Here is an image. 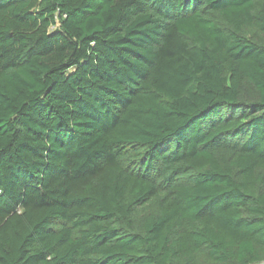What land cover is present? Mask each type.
Wrapping results in <instances>:
<instances>
[{
	"label": "trees",
	"instance_id": "obj_1",
	"mask_svg": "<svg viewBox=\"0 0 264 264\" xmlns=\"http://www.w3.org/2000/svg\"><path fill=\"white\" fill-rule=\"evenodd\" d=\"M264 261V0H0V264Z\"/></svg>",
	"mask_w": 264,
	"mask_h": 264
},
{
	"label": "water",
	"instance_id": "obj_2",
	"mask_svg": "<svg viewBox=\"0 0 264 264\" xmlns=\"http://www.w3.org/2000/svg\"><path fill=\"white\" fill-rule=\"evenodd\" d=\"M256 264H264V261L263 262H260V263H256Z\"/></svg>",
	"mask_w": 264,
	"mask_h": 264
}]
</instances>
